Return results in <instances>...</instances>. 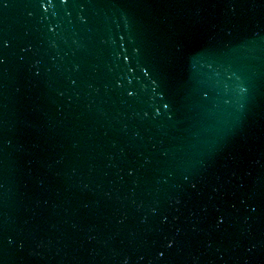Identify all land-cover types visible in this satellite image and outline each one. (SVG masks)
Instances as JSON below:
<instances>
[{
    "label": "water",
    "instance_id": "water-1",
    "mask_svg": "<svg viewBox=\"0 0 264 264\" xmlns=\"http://www.w3.org/2000/svg\"><path fill=\"white\" fill-rule=\"evenodd\" d=\"M0 264H264V0H0Z\"/></svg>",
    "mask_w": 264,
    "mask_h": 264
}]
</instances>
